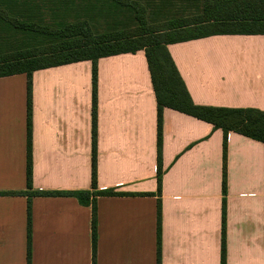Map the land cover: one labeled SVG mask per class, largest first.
Instances as JSON below:
<instances>
[{
	"label": "crops",
	"instance_id": "obj_1",
	"mask_svg": "<svg viewBox=\"0 0 264 264\" xmlns=\"http://www.w3.org/2000/svg\"><path fill=\"white\" fill-rule=\"evenodd\" d=\"M198 105L264 110V34L168 45ZM27 75L0 77V192L25 191ZM158 105L144 50L98 60L95 264H264V143ZM31 191L92 189V62L34 71ZM226 173V195L223 192ZM27 195H0V264H28ZM92 208L74 196L31 197L30 264H93Z\"/></svg>",
	"mask_w": 264,
	"mask_h": 264
},
{
	"label": "trees",
	"instance_id": "obj_2",
	"mask_svg": "<svg viewBox=\"0 0 264 264\" xmlns=\"http://www.w3.org/2000/svg\"><path fill=\"white\" fill-rule=\"evenodd\" d=\"M136 13L143 31L126 30L112 34H95L86 22H72L49 29L33 22H22L9 16L0 7V20L8 26L23 31L50 35L56 42L49 48L21 49L0 52V77L17 74L27 75V165L25 191L0 192V195H27L28 202V264L31 249V197L74 196L83 205L92 208L91 239L93 264L97 251V197L119 195L114 189L98 190L97 186V107H98V60L105 56L135 53L144 50L158 105V195L162 188V140L163 111L171 108L222 129L225 136L237 132L264 143V110L255 108H225L196 104L182 79L169 52L168 45L219 34H264V0H203L201 15L182 21L155 25L146 29L144 6L137 0H109ZM92 62V189L70 191H31L33 187L32 151V76L34 71L80 61ZM223 192L226 195V173ZM222 257L226 264V198L224 196L222 220ZM157 264H161V204L158 203Z\"/></svg>",
	"mask_w": 264,
	"mask_h": 264
},
{
	"label": "rangeland",
	"instance_id": "obj_3",
	"mask_svg": "<svg viewBox=\"0 0 264 264\" xmlns=\"http://www.w3.org/2000/svg\"><path fill=\"white\" fill-rule=\"evenodd\" d=\"M144 6L146 29L201 15L203 0H137ZM9 16L22 22L56 29L72 22H86L95 34L140 30L142 25L129 7L109 0H0ZM53 36L23 31L0 20V52L49 48Z\"/></svg>",
	"mask_w": 264,
	"mask_h": 264
}]
</instances>
